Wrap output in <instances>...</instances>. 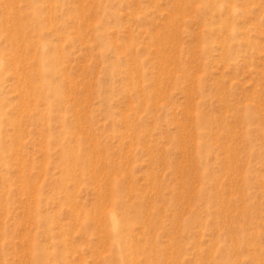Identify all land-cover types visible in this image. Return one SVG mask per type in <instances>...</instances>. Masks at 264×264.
<instances>
[{
	"label": "rangeland",
	"instance_id": "obj_1",
	"mask_svg": "<svg viewBox=\"0 0 264 264\" xmlns=\"http://www.w3.org/2000/svg\"><path fill=\"white\" fill-rule=\"evenodd\" d=\"M0 264H264V0H0Z\"/></svg>",
	"mask_w": 264,
	"mask_h": 264
}]
</instances>
